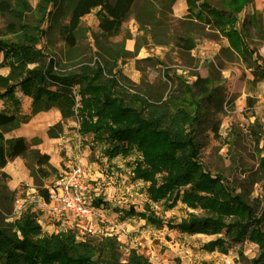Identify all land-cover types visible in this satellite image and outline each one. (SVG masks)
<instances>
[{
	"label": "trees",
	"instance_id": "obj_1",
	"mask_svg": "<svg viewBox=\"0 0 264 264\" xmlns=\"http://www.w3.org/2000/svg\"><path fill=\"white\" fill-rule=\"evenodd\" d=\"M174 1L38 0L32 8L26 0H0V15L9 18L0 27V67L7 68V73H0V100L10 102L9 111L0 110V125L13 121L19 112L17 94L30 98L32 115L56 107L62 119L78 122L79 135L106 143L108 158L128 156L136 150L139 158L132 176L148 183L146 193L151 202L162 201L166 209L181 202L200 211L178 222H164L145 203L139 211L118 209L121 220L136 217L156 228L166 225L182 233L214 235L202 244L207 252L226 254L233 244L253 242L258 253L251 259L240 254V260L242 264H264V201L261 204L253 198L251 189L234 178L211 174L198 161L208 132L218 133L222 86L216 85L211 75L196 76L191 82L178 80L175 91L189 110L169 115L124 89L115 78L102 80L98 67L94 73L72 70L61 54L60 44H72L84 15L96 9L98 23L105 26L139 5L149 22L150 44H172L182 53L193 49L202 37L221 34L240 58L254 57L253 67L264 74L256 63L257 46L248 40L249 27H253L264 41L263 11L256 10L240 21L237 16L251 0H203L204 20L193 21L187 16L180 30L173 28V23L180 21L171 15ZM261 130L254 120L248 132L257 140ZM38 144V138H4L0 133L4 161L21 158L36 194L46 199L45 182L58 170ZM260 160L258 167L264 174V158ZM256 181H248L249 186ZM93 203L100 205L95 198ZM5 218L0 211V264H152L133 249L122 261L119 244L108 240L110 236L89 234L78 239L71 230L49 234L41 230L30 211L12 222Z\"/></svg>",
	"mask_w": 264,
	"mask_h": 264
},
{
	"label": "rangeland",
	"instance_id": "obj_2",
	"mask_svg": "<svg viewBox=\"0 0 264 264\" xmlns=\"http://www.w3.org/2000/svg\"><path fill=\"white\" fill-rule=\"evenodd\" d=\"M26 1L34 8L38 0ZM202 1L175 0L171 15L180 21L173 23V28L180 30L186 24L184 20L188 19L187 16L193 21H203L206 11L200 5ZM256 10L263 11L264 20V0H251L237 13L239 21ZM8 21L7 16L0 15V27ZM148 28L149 22L139 5L133 6L121 20L105 26L98 23L94 9L80 19L72 44L63 43L59 47L67 67L88 73H94L98 67L102 80L115 78L124 89L155 103L169 115L189 110L175 91L178 80L191 82L196 76L211 75L215 84L222 86L224 102L219 114L218 133L214 136L208 132L198 161L211 174L220 173L234 178L237 183L250 188L251 196L260 199L262 204L264 174L258 166L260 158H264V74L253 67L254 57L247 60L240 58L221 34L202 37L189 52L179 53L172 44H150ZM249 37L250 44L257 46L259 59L256 63L264 70V41L260 40L253 27H249ZM163 71L165 73L162 75ZM254 120L262 126L257 140L248 132ZM73 121L69 130L76 132L77 151L75 148L73 150L84 158L91 202L94 207L109 210L104 212L110 222L124 225L117 232L107 235L110 236L108 240H116L119 244L122 261L133 249L146 256L152 264H212V261L227 264L219 261L221 252H207L202 248V244L213 239L214 235L182 233L166 225L156 228L136 217L121 220L118 209L132 207L139 211L143 210L145 203L164 222H178L200 211L188 208L181 202L169 209L164 208L162 201L151 202L146 193L148 183L133 178L131 172L139 153L133 149L128 156L108 158L105 155L107 144L96 142L90 136L79 135L78 122ZM32 137L38 138L41 143V138L36 135L27 138ZM82 146L86 154L82 153ZM78 148L81 150L78 151ZM20 160L24 167L23 160ZM12 162H5L0 152V211L5 215V220L12 222L30 211L43 232L47 226L52 227L51 232H55V222L40 207L33 184H26L27 178L19 179L18 167ZM249 173L254 174L247 178ZM256 179L249 186L248 181ZM94 198L100 201L99 206L93 203ZM93 226L97 230V226L103 229L105 225L93 223ZM67 230L75 232L81 239L77 227L70 225ZM87 237L84 235L82 238ZM258 249L257 244L244 241L233 244L226 254L234 262L242 264L240 254L251 259Z\"/></svg>",
	"mask_w": 264,
	"mask_h": 264
},
{
	"label": "crops",
	"instance_id": "obj_3",
	"mask_svg": "<svg viewBox=\"0 0 264 264\" xmlns=\"http://www.w3.org/2000/svg\"><path fill=\"white\" fill-rule=\"evenodd\" d=\"M252 12L253 11H251V13ZM0 73H7V68L0 67ZM17 95L20 100L19 112L16 114L13 121L0 125V133L4 136V138L16 136L30 137L36 135L41 138V143H39L37 147L41 152L47 153L49 155L50 164L54 166L58 171H60L64 166L68 167L73 164L75 159L79 157L73 150L75 148L77 151V139L75 138L76 132L74 131L73 133H71L69 130L70 123L74 121L62 119L60 112L56 107H52L47 111H41L32 115L29 112L30 98L21 94ZM9 107V101L0 100V110L9 111ZM80 150L81 149L78 148V151ZM82 150V153L86 154L85 147ZM81 158L82 161H84V158ZM12 161L13 162L11 164L14 163L18 167L19 179L27 178L26 184L30 185L32 183V179L29 177L25 165L23 167L20 158L17 157ZM13 181L16 184V178H14ZM105 211L108 212L109 210L105 209ZM44 216L46 217V214ZM49 217V219L53 220L50 215ZM54 222L55 232H51L52 227L50 226L45 227L44 231L47 233H56L58 231V222ZM220 255H222V258L218 259L221 262H225L227 264H239L237 262H234L230 258L229 254L221 253ZM211 263L215 264V261H212Z\"/></svg>",
	"mask_w": 264,
	"mask_h": 264
},
{
	"label": "built area",
	"instance_id": "obj_4",
	"mask_svg": "<svg viewBox=\"0 0 264 264\" xmlns=\"http://www.w3.org/2000/svg\"><path fill=\"white\" fill-rule=\"evenodd\" d=\"M44 187L47 190V198L37 195V199L40 207L58 222L57 232L67 231L71 225L78 228L82 238L89 234L107 236L108 233H115L122 228L120 223L110 222L104 209L93 206L89 179L81 157L58 171ZM93 223H102L105 226L103 229L97 226L98 229L95 230Z\"/></svg>",
	"mask_w": 264,
	"mask_h": 264
}]
</instances>
